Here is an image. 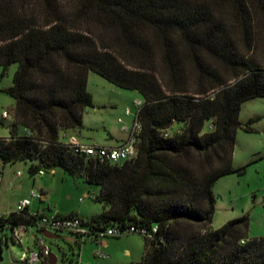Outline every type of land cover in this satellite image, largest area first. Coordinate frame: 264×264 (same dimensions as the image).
<instances>
[{
    "label": "trees",
    "instance_id": "1",
    "mask_svg": "<svg viewBox=\"0 0 264 264\" xmlns=\"http://www.w3.org/2000/svg\"><path fill=\"white\" fill-rule=\"evenodd\" d=\"M262 34L264 0H0V65L18 64L0 159L100 185L103 211L88 224L147 227L138 264H264L247 213L211 227L215 184L246 172L233 157L243 103L264 97ZM91 71L143 97L132 159L102 161L65 140L94 106ZM35 220L13 211L0 226Z\"/></svg>",
    "mask_w": 264,
    "mask_h": 264
},
{
    "label": "rangeland",
    "instance_id": "2",
    "mask_svg": "<svg viewBox=\"0 0 264 264\" xmlns=\"http://www.w3.org/2000/svg\"><path fill=\"white\" fill-rule=\"evenodd\" d=\"M255 55L264 64L263 34L259 37ZM17 68V63L7 68L0 65V137L10 136L13 119L3 118L2 112L8 109L14 114L16 100L9 88L14 83ZM88 91L93 95L94 106L85 108L83 125L69 131L68 136V133H64L65 140L70 142L74 137L77 142L99 144L114 141L110 133L122 132L124 126L133 124L126 111L129 108L135 116L138 110L135 101L142 100V95L137 90L118 87L93 71L88 76ZM240 120L242 126L237 131L233 163L237 167L245 166L246 172L225 175L215 184L217 203L211 227L219 228L227 221L247 213L250 219L249 236L260 237L264 236V97L246 100L242 105ZM245 126H250L252 130H246ZM176 129L177 126L172 128L174 131ZM37 164V161L30 160L3 164L0 159V216L13 212L22 199L30 197L32 190L38 193L48 192L52 196L50 203L58 200L60 204L68 206L86 203L96 210L102 208L101 203L92 198V195L100 194V185L89 183L82 176L71 174L62 166L47 168L40 165L33 171L32 166ZM40 169L45 171L44 175L38 173ZM18 171L21 172L20 176L17 175ZM51 232L61 236L44 237L45 245L57 257L56 264L80 263L82 259L77 254L79 245H72L66 239L75 240L77 236L69 231ZM37 235V228L29 226L19 243L12 237V226H0V248L3 249L0 264H26L22 256L28 249H38L35 242ZM108 241L109 247L103 250L109 257L100 258V264H138L142 261L146 243L143 235L124 234L111 237ZM86 255H90V252L86 251Z\"/></svg>",
    "mask_w": 264,
    "mask_h": 264
},
{
    "label": "built area",
    "instance_id": "3",
    "mask_svg": "<svg viewBox=\"0 0 264 264\" xmlns=\"http://www.w3.org/2000/svg\"><path fill=\"white\" fill-rule=\"evenodd\" d=\"M136 106L138 107L135 120L133 122L132 127L124 126L123 130L129 132V136L127 140L120 146L116 147H108V146H100V145H92L86 144L82 142L74 141V137L70 140V143L73 145L76 152L86 153L95 157H99L102 161H125L128 159L134 158L137 153V142L138 135L141 130V123L138 120V113L143 104V101L138 99L135 101ZM131 113L128 108L126 111V115ZM14 114L8 109L3 110L2 117L3 118H12ZM122 120V119H120ZM38 173L41 175L45 174V171L40 169ZM17 175L20 176L21 172L18 171ZM2 182V176L0 175V184ZM96 195H92L94 199ZM42 199L43 194L38 193L32 190L30 197L22 199L14 212L21 213L27 209V207L31 204L33 199ZM32 216L36 218L34 227L38 230L42 231L44 229L55 230V231H69L75 235H78L81 238L93 237L96 239H103L107 237L121 236L124 234L138 233L145 237H152V232L145 226L132 224L129 226H109L106 228H94L88 224V220L83 219L77 214L64 215L59 212L54 213H44L42 211H38L35 213H31ZM29 226L18 224L13 227V239L15 242H21L23 239L24 233L28 230ZM153 232L157 231V226L153 227ZM38 245L37 250L26 251L22 260L26 264H36L43 261H49V257L51 255V249L49 246L44 243V236L38 238L36 240ZM95 255L100 258H107L109 255L102 251L101 249H97L95 251ZM81 264V263H79ZM88 264V263H86Z\"/></svg>",
    "mask_w": 264,
    "mask_h": 264
},
{
    "label": "crops",
    "instance_id": "4",
    "mask_svg": "<svg viewBox=\"0 0 264 264\" xmlns=\"http://www.w3.org/2000/svg\"><path fill=\"white\" fill-rule=\"evenodd\" d=\"M127 117H129L130 119L132 118V122H134L136 114H135V116H133V113L131 110V113L129 115H127ZM132 125L133 124L130 123L129 127H132ZM68 135H70V134L68 133L67 136ZM110 135H111V138L114 139V141H108L107 143H100V144H99V142L86 143V144L108 146V147L120 146L127 140L128 136H129V132L123 130L122 132H119V133L111 132ZM80 142L84 143L83 141H80ZM42 194H43L42 199H35L34 198L31 202V204L27 207V211H29V213H35L38 211H42L44 213H49V214L54 213V212H59V213L64 214V215L77 214L85 220H90V219H92L93 216H95V215H97L103 211V205L102 204H101L102 208H100V210H96V208H94V207L92 208L91 206H88L86 203H82V204L76 203V204L70 205V206L60 204L58 202V200H55V202L50 203V201H52V198H51L52 196H50L48 194V192H42ZM37 231L39 232V235L36 236L37 238L35 239V242L38 238L42 237V236H40L41 231L38 229H37ZM76 236L77 237L75 238V240L72 238H66V239L72 245H74V244L79 245V250L77 251V254L80 257V259H82V261L80 263L81 264H86V263H88V264H100V261H98V260H101V259H100V257L95 255V251L97 249H101L102 251H104L103 249H107L109 247L108 239L111 237H107V238H103V239H96L93 237L81 238L78 235H76ZM36 245H37V243H36ZM86 251H89L90 255H86ZM127 253L130 254V251L127 250ZM103 259H106V258H103Z\"/></svg>",
    "mask_w": 264,
    "mask_h": 264
},
{
    "label": "water",
    "instance_id": "5",
    "mask_svg": "<svg viewBox=\"0 0 264 264\" xmlns=\"http://www.w3.org/2000/svg\"><path fill=\"white\" fill-rule=\"evenodd\" d=\"M41 234L46 238H61L60 235L55 234V233L51 232V230H48V229L42 230ZM2 253H3V249L0 248V260L2 259ZM56 263H57V257L55 255L51 254L49 257V264H56Z\"/></svg>",
    "mask_w": 264,
    "mask_h": 264
}]
</instances>
